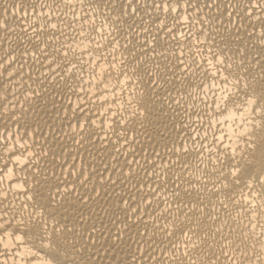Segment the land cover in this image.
I'll return each mask as SVG.
<instances>
[{"label": "bare ground", "instance_id": "1", "mask_svg": "<svg viewBox=\"0 0 264 264\" xmlns=\"http://www.w3.org/2000/svg\"><path fill=\"white\" fill-rule=\"evenodd\" d=\"M190 2L0 0V264H264V8Z\"/></svg>", "mask_w": 264, "mask_h": 264}, {"label": "snow or ice", "instance_id": "2", "mask_svg": "<svg viewBox=\"0 0 264 264\" xmlns=\"http://www.w3.org/2000/svg\"><path fill=\"white\" fill-rule=\"evenodd\" d=\"M132 2H133V0H129V5H131ZM136 2L138 3L139 0H136ZM249 3H252V7H254V8L255 7L264 8V0H260L259 3H254L253 0H249ZM193 6L194 5L190 2V0H161V3H154V7L160 8L164 12H169V11L176 12L177 9L180 8V7L188 8V7H193ZM132 11H136V9L133 8ZM248 14L251 15L250 12H248ZM187 19H188L187 17H184L185 21H187ZM257 19L261 20V27L264 28V18L258 17ZM174 20H176V22H179L178 18H174ZM164 26H165L164 22H161V27H164ZM53 27H55V25H53ZM168 31L171 32V29L169 28ZM261 36H262V38H264V32L261 33ZM13 59H14V57H13ZM208 63L211 64L212 61L209 60ZM217 63L223 64V60H220L219 58H217ZM225 79H227V78H225ZM260 92H261V97L260 98H261V100H264V82L260 83ZM221 102L226 104V103H234L235 101H233L231 99V97L225 96V97L221 98ZM250 103H256V101L253 99V100L250 101ZM217 108L218 109L220 108L219 104L217 105ZM253 111H255V109H253ZM262 111H264V109H262ZM80 127L83 128V125H81ZM78 143H79V141H78ZM125 143H127V141H125ZM22 147H24V146L22 145ZM261 147L264 148V143H262ZM31 155L32 154L29 153V156H31ZM16 161H17V163H20V164L28 163V161L22 159L21 156H17L16 157ZM81 175H83V173H81ZM87 179H88V177L84 178V180H87ZM84 180H81L80 182L84 183ZM22 186L23 185H21V187ZM28 199H32V197H28ZM123 203L127 204V201H123ZM44 226L46 227V224ZM38 227H39V225H38ZM0 229H2L5 232H7V229L5 228V225L2 224V223H0ZM56 231H58V229H53V234H55ZM17 239H20V238L17 237ZM41 239H43V237H41ZM53 246H55L57 249L61 247V245H60L58 240L49 241L47 244H42V247L49 248V249H51ZM41 264H52V262L50 260H46V261H42Z\"/></svg>", "mask_w": 264, "mask_h": 264}, {"label": "rangeland", "instance_id": "3", "mask_svg": "<svg viewBox=\"0 0 264 264\" xmlns=\"http://www.w3.org/2000/svg\"><path fill=\"white\" fill-rule=\"evenodd\" d=\"M68 13V12H67ZM67 13H65V15L67 14ZM70 16V14L68 13V16L66 15V17H69ZM70 19V18H69ZM203 163H205L204 162V160H203ZM204 165V164H203ZM239 218V217H238Z\"/></svg>", "mask_w": 264, "mask_h": 264}]
</instances>
